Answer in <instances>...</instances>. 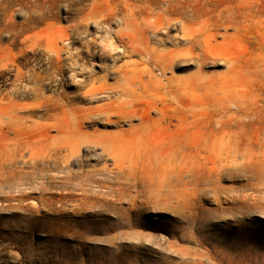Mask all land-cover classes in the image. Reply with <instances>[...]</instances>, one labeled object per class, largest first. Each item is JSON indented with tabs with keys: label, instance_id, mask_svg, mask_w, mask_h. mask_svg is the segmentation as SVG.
I'll list each match as a JSON object with an SVG mask.
<instances>
[{
	"label": "rangeland",
	"instance_id": "374dc122",
	"mask_svg": "<svg viewBox=\"0 0 264 264\" xmlns=\"http://www.w3.org/2000/svg\"><path fill=\"white\" fill-rule=\"evenodd\" d=\"M0 264H264V0H0Z\"/></svg>",
	"mask_w": 264,
	"mask_h": 264
},
{
	"label": "bare ground",
	"instance_id": "6f19581e",
	"mask_svg": "<svg viewBox=\"0 0 264 264\" xmlns=\"http://www.w3.org/2000/svg\"><path fill=\"white\" fill-rule=\"evenodd\" d=\"M192 8V6H191ZM187 9V8H186ZM216 9V8H215ZM194 10V9H193ZM182 11V10H181ZM91 13V12H90ZM184 16V15H183ZM119 17V16H118ZM192 18V17H191ZM194 19V18H193ZM198 19V18H197ZM122 22L125 23V20L123 19ZM127 25L129 27H131L132 23L131 21L127 22ZM112 33V29L109 28V30H107L106 34L104 36H101L99 40L101 42V49H98L100 50V54L102 55H113L114 52H118L121 49H119V46L114 43H113V40L115 39L113 37V35H111ZM103 34V33H102ZM155 34V33H154ZM156 36V35H155ZM99 37V36H98ZM114 39H113V38ZM117 37V36H116ZM154 37V36H153ZM160 38H163V37H160ZM159 38V39H160ZM168 38V37H167ZM96 40V39H95ZM98 40V39H97ZM120 40V39H119ZM93 41V39H92ZM168 41V40H167ZM158 42V41H157ZM99 43V42H98ZM89 46V45H88ZM87 46V47H88ZM98 46V45H97ZM123 47V46H122ZM84 52V51H83ZM89 52H91L89 50ZM93 52V51H92ZM91 52V53H92ZM98 52V51H97ZM176 52V51H174ZM116 53V54H118ZM94 54V52H93ZM92 54V55H93ZM120 55V54H118ZM92 57V56H91ZM169 59L170 61L172 60V58L174 57L173 56V53H170L169 54ZM74 65V64H73ZM77 66V65H75ZM82 69V68H81ZM30 77V75L28 76ZM31 78V77H30ZM17 84V83H16ZM21 84V83H20ZM24 84V83H23ZM32 84V83H31ZM31 84L29 86H31ZM34 84V83H33ZM25 86V85H23ZM23 88V87H22ZM27 89V88H25ZM110 95V94H109ZM97 97V96H96ZM183 99V98H182ZM181 99V101H182ZM159 104V103H158ZM187 104V103H186ZM140 111V110H139ZM138 111V112H139ZM190 115H192V113H189ZM146 117V116H145ZM57 119V122H54L50 128H53L55 127L57 129V132H58V137H57V142H58V145H57V151H58V158L61 157V152L63 150V140L68 136L70 138H72V142H71V145L70 147L71 148H76L77 150H79V147L81 144V142H84V141H94L95 143H98V144H102L106 150L110 151L114 158L116 159L119 167L121 165H124L125 162H126V151H125V147L126 145L125 144H122V143H116L115 141H117L116 139L118 137L121 136V133H117V134H109V135H105L103 137H99V138H91L90 136L88 135H85L84 133L82 132H78L77 134L76 133H73L72 135H66L65 134V126H66V122H65V116L63 113H59L56 117ZM226 123H228V121H223L222 122V126H225ZM235 124L237 126V130L234 132V135L236 136L237 139H242V140H250L251 142L253 141H256V139L260 136V132H259V129H261L260 127H256L257 129L253 132L249 131L248 128H247V125H249V123H247L246 121L242 120L241 117H238L237 120H235ZM133 129V128H132ZM174 142H173V145H177L178 149L180 151H182L183 153L185 154H191L193 152V141H194V132H193V128L190 127V126H185L182 127L181 129H178L175 134H172L171 135ZM115 137V138H114ZM129 137V136H128ZM26 146H30L31 148H33V145H34V142L33 141H27ZM162 150V149H161ZM9 163V162H8ZM136 167V166H135ZM138 167V166H137ZM27 168V167H26ZM168 169V168H167ZM56 171V170H55ZM131 171L132 168H131ZM131 171H129L127 173V175H129L131 173ZM53 172V171H52ZM85 172V171H84ZM146 172V171H145ZM12 173V172H11ZM147 173H150V172H147ZM166 173V171H165ZM214 174V173H213ZM137 176V175H136ZM143 176V175H142ZM139 178V177H138ZM158 178V177H157ZM183 179V178H182ZM101 180V179H100ZM160 180V179H159ZM49 181V180H47ZM143 182V181H142ZM11 185V184H10ZM24 185V184H23ZM177 185V184H176ZM174 188V187H173ZM34 189V188H33ZM103 189V188H102ZM90 190V189H89ZM27 191V190H26ZM29 191V190H28ZM59 191V190H58ZM98 191V190H97ZM184 191V190H183ZM186 191V190H185ZM79 192V191H78ZM99 192V191H98ZM75 193V192H74ZM114 193V192H113ZM58 194V193H57ZM70 194V192H69ZM79 194V193H78ZM82 194V192H81ZM84 195V194H83ZM72 196V195H71ZM95 197V196H94ZM113 199V198H112ZM114 200V199H113ZM97 201V200H96ZM104 201H107V200H104ZM84 205H87V204H84ZM75 208V207H74ZM82 208H85L84 206ZM89 208V206H88ZM93 210V209H92ZM96 211V210H95ZM76 212V211H75ZM113 220V219H112ZM110 221V220H109ZM124 221V220H122ZM136 221V220H135ZM111 222V221H110ZM117 222V221H116ZM126 222V221H125ZM113 223V222H112ZM127 224V223H126ZM115 228V227H114Z\"/></svg>",
	"mask_w": 264,
	"mask_h": 264
}]
</instances>
